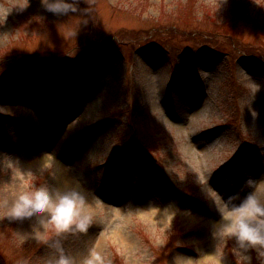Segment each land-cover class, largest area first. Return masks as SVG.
I'll return each mask as SVG.
<instances>
[{
	"label": "rangeland",
	"instance_id": "374dc122",
	"mask_svg": "<svg viewBox=\"0 0 264 264\" xmlns=\"http://www.w3.org/2000/svg\"><path fill=\"white\" fill-rule=\"evenodd\" d=\"M79 4L64 15L41 0H0V263L54 264L56 237L40 236L48 214L4 213L26 190L57 185L91 202L89 230L63 240L76 264L93 248L113 264H217L221 252L238 264L235 241L213 234V205L219 191L242 198L249 177L264 180V0ZM235 7L237 47L133 43L154 25L220 31ZM105 203L123 217L106 219L117 211ZM150 208L159 212L136 216Z\"/></svg>",
	"mask_w": 264,
	"mask_h": 264
},
{
	"label": "clouds",
	"instance_id": "9594fccd",
	"mask_svg": "<svg viewBox=\"0 0 264 264\" xmlns=\"http://www.w3.org/2000/svg\"><path fill=\"white\" fill-rule=\"evenodd\" d=\"M41 4L49 11L64 15L76 12L80 7L79 0H41ZM220 164L224 169L228 167L224 161H220ZM245 183L251 190L242 198L218 190V199L213 205L219 213L213 234L221 241L227 238L235 241L238 264H252L248 253L253 249L259 256H264V180L249 177ZM90 208L88 192L81 187L44 185L26 190L4 214L19 222L47 213L45 227L48 231L46 234L40 233V236L46 240L56 237L52 240V246L59 256L54 264H76L75 258L67 253L63 240L89 230L94 220ZM83 264H113V261L93 248ZM217 264H225L223 252L218 256Z\"/></svg>",
	"mask_w": 264,
	"mask_h": 264
},
{
	"label": "trees",
	"instance_id": "16d2710c",
	"mask_svg": "<svg viewBox=\"0 0 264 264\" xmlns=\"http://www.w3.org/2000/svg\"><path fill=\"white\" fill-rule=\"evenodd\" d=\"M233 5V4H232ZM237 13H236V7L233 9L226 21L225 26L220 31L217 32H202L199 30H192V31H179L176 29L174 26L171 25H154L150 29H140L137 31L133 32L134 40L133 43L142 46L143 48H149V47H158V46H165L168 44L169 41L172 39L176 40L179 37H186L188 36L189 38H197V40H202V41H208L210 44L218 41H224V45L227 44V46H238V31L237 27L240 28V17L237 18ZM187 22H190L191 19H193L192 14L188 15L187 17ZM221 27L219 26L218 28L216 27L215 30H219ZM181 35V36H179ZM113 43V41H112ZM246 46H243L241 48V52L244 51L245 53H249L247 48H244ZM10 53V52H9ZM8 53V54H9ZM128 53V52H127ZM47 56L52 55V53H46ZM19 51H13L11 53L12 58L17 57H22ZM43 54L36 55L37 58H39V61L42 62L43 64H52V60H50V57L48 61H45L44 58H42ZM130 56V53H129ZM258 56L260 57V60L264 62V50L259 51ZM24 58V57H23ZM28 62V61H27ZM1 63V60H0Z\"/></svg>",
	"mask_w": 264,
	"mask_h": 264
},
{
	"label": "bare ground",
	"instance_id": "6f19581e",
	"mask_svg": "<svg viewBox=\"0 0 264 264\" xmlns=\"http://www.w3.org/2000/svg\"><path fill=\"white\" fill-rule=\"evenodd\" d=\"M105 205H107V207H110L111 209H112V211H117V213L115 214V213H112V212H106L105 214V216H106V219H108L109 221H117L118 220V218L119 217H123V216H121V214H120V212L118 211V207L117 206H111V204H106L105 203ZM159 211L158 210H155V209H153L152 210V208H150V209H148V211H146V213L145 214H143V213H138V215H136V216H138L139 218H144V217H153L155 214H157Z\"/></svg>",
	"mask_w": 264,
	"mask_h": 264
}]
</instances>
